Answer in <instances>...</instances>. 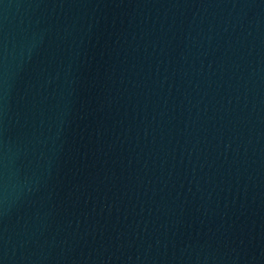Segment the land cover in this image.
I'll use <instances>...</instances> for the list:
<instances>
[{
    "label": "water",
    "instance_id": "obj_1",
    "mask_svg": "<svg viewBox=\"0 0 264 264\" xmlns=\"http://www.w3.org/2000/svg\"><path fill=\"white\" fill-rule=\"evenodd\" d=\"M0 264H264V0H0Z\"/></svg>",
    "mask_w": 264,
    "mask_h": 264
}]
</instances>
